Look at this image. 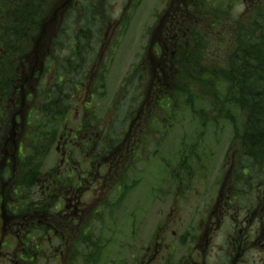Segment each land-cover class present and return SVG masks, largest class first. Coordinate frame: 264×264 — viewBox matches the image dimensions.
Listing matches in <instances>:
<instances>
[{
  "label": "trees",
  "instance_id": "obj_1",
  "mask_svg": "<svg viewBox=\"0 0 264 264\" xmlns=\"http://www.w3.org/2000/svg\"><path fill=\"white\" fill-rule=\"evenodd\" d=\"M77 1V9L64 17L69 0H0V119L7 118L5 112L14 95L31 86L29 76L38 74L43 55H48L44 61L48 80H41L44 96L35 112L40 120L27 174L21 176L27 191L34 189L60 124L71 110L73 95L81 93L78 77H84L89 56L107 23L104 5L110 3L108 0ZM192 5L201 10L215 9L216 24L222 28L217 50L209 53V40L197 25L203 14L196 15L187 45L177 53L175 71L166 73L174 94H166L157 102L164 115L153 117L146 142L149 146L153 143L150 133L165 135L168 131V137L173 129L180 128V149L173 158L181 160V167L190 168L201 165L210 142H220L221 147L228 133V149L234 152L237 166L250 169V176L241 184L251 183L259 169H264V0L241 15L222 8L220 0L217 7L211 0H194ZM208 57L211 62L205 64ZM136 79L143 81L144 77L136 75ZM83 137L91 139L88 150H99L105 142L104 136L91 132ZM156 145L153 156L161 146ZM177 168H172L175 179L180 178ZM135 185H124L123 193ZM101 240L92 237L91 248L81 254L79 264H100L104 252Z\"/></svg>",
  "mask_w": 264,
  "mask_h": 264
},
{
  "label": "flooded vegetation",
  "instance_id": "obj_2",
  "mask_svg": "<svg viewBox=\"0 0 264 264\" xmlns=\"http://www.w3.org/2000/svg\"><path fill=\"white\" fill-rule=\"evenodd\" d=\"M182 12L184 8L177 3L173 11H168L169 19H173L170 24H164L159 34L153 32L147 55L150 61L154 62L156 57L165 64L171 61L169 56L174 55L179 40ZM157 35L160 37L154 39ZM171 38L176 40L173 42ZM98 59L102 60L100 52ZM144 73L150 79L146 97L152 98L155 83L151 82V70ZM91 81L90 77L85 91L88 98L94 97ZM90 105V101L82 105L86 112L79 119V125L70 128L67 139L61 137L70 150L63 153L61 163L67 162L69 166H58L55 173H48L46 177L40 172L35 179L36 190L30 191L18 181L19 173L26 169L20 166L18 155L28 154L25 111L22 104L8 105L9 118L2 120L0 127L3 134L0 140V264H76L75 245L81 249L82 244H89L98 192L102 203L101 192L105 193L107 182L113 178L114 169L106 165L114 163L115 179H122L130 163V151L141 140L138 131H143L138 128L142 126V120H138L141 109L138 117L130 121L127 135L121 130L116 144L109 145L105 132L96 130V125L89 121L93 112ZM90 132L105 137L99 150L86 149L91 139L83 134ZM75 151L82 155L79 160L74 156ZM207 154L200 160V166L178 169L180 178L175 179L180 188L178 200L189 206L187 197L192 195L193 187L189 184L197 176L195 170L200 180L219 175V183L212 186L211 192L196 189L198 204H192L195 209L191 220L182 231L171 230L178 213V208L173 209L172 219L155 226L146 246L129 249L131 264H264V169H259L251 183L242 185V180L250 176V169L237 166L234 152L218 169L214 165V153L207 151ZM83 162L86 167L80 166ZM26 163L25 160L22 164ZM102 166L106 172H100ZM121 250L124 252L125 246Z\"/></svg>",
  "mask_w": 264,
  "mask_h": 264
},
{
  "label": "rangeland",
  "instance_id": "obj_3",
  "mask_svg": "<svg viewBox=\"0 0 264 264\" xmlns=\"http://www.w3.org/2000/svg\"><path fill=\"white\" fill-rule=\"evenodd\" d=\"M176 1L108 0L110 3L104 5L106 8L105 14L107 21L104 33L111 32H109L110 34H108L105 39L101 37L99 40L101 42L100 55L102 60L96 59L94 63L85 66L89 69L85 78L89 79L95 70V73L91 76V80L93 82V87L96 89V93L94 97L88 98L86 96L88 92H85V95L79 96L76 100L74 99L73 108L67 119L69 124L76 123L84 116L85 110L82 105L84 106V103L87 104L89 101L91 103L90 109L93 110L92 113L96 116H99L104 109H107L111 101L115 102L117 106L126 107L125 97L131 98L140 83L139 80L130 79L133 76L132 72L134 68L138 71L151 70V61L147 58V55L150 52L149 44L153 40L152 33L157 27L163 12L165 10L169 12L173 11L174 6L177 4ZM220 1L224 5L221 6L222 8H231L232 12L237 15L247 13L249 9H253L255 6V3H251V0ZM211 4L217 7V0H211ZM257 4L258 2H256V5ZM210 8L211 7L203 8L201 13L203 17L197 22V25L202 27L203 35H206L211 45L209 47V53L213 54L217 50L216 40L221 37L222 33H220V30H222V28L216 24V19L214 17L215 9ZM225 19L228 20L229 18L227 17ZM213 25H216V27H213ZM158 37L160 36L157 35L154 39ZM90 51L91 49H89V52ZM109 52L113 53L108 54ZM210 58L211 57L207 59L204 58L203 62H205V64L206 62L210 63ZM85 67H83V69ZM55 69L56 66L53 67V70ZM101 71L105 73L103 86H100V83L94 80L98 74H101ZM77 82L78 85L85 82L82 75L78 77ZM33 86L36 87V91L38 89L40 97L43 99L44 94L37 88L38 85ZM163 90L166 94H174L173 91H170L168 86ZM159 105L160 104L154 103L151 108L152 112L156 114V117L164 115L163 107L160 108ZM61 127L60 124V128ZM178 131L179 134H182L180 128L172 130L173 133L171 132L166 141L161 145V151L155 156V160L152 159L153 156L151 155V150H154L155 146L151 144V147L145 151L142 161L135 168V173L131 172L127 175L125 184L129 186L136 184V186L131 191H128L125 200L118 206L113 204L109 205L110 208L107 212V217L102 221V226L97 220L91 225L92 231L94 228L96 235L99 233L102 234V241L109 240L108 242H112L109 244V247H112V253L107 257L105 264H131V250L129 249L133 248V250H137L140 246H146L155 226L161 224L165 219H172L174 215L173 209L178 208V213L174 216L171 230L177 233L182 231L191 220L192 212L195 209L192 204H198L196 202V189L199 190V192H201L202 189L211 192L212 186L215 185V183H219V175L200 180V176L195 170L197 176L192 183L189 184V186H193L190 191L192 195H188L187 197L189 206L179 202V182L173 178L172 171H164L165 164L168 163L169 159H173V156H175L180 149ZM229 137L227 133L226 140L222 146L220 147V145L215 144L213 148L216 154V161H214L216 169L219 168L224 158ZM69 151L65 142L62 141L59 145V150L58 148H53L48 161L45 163L44 170H49L56 166H60L61 168L68 167L69 164L67 162H61L65 157L63 153H68ZM73 153L77 160L82 157L77 151ZM169 165L171 168H177L179 162L178 160H174V163ZM80 166L86 167L85 162L80 164ZM111 193H113V190H111L109 195L107 190L105 193L101 192L102 196H104L102 203L106 201L109 204L119 196L118 193L113 197ZM98 195V200L93 199V201L97 200L95 202V207H93L94 210L101 204L99 192ZM207 198L208 197H204V199ZM199 199H203V197L199 196ZM113 221H117V224L113 223ZM100 227L101 231H99ZM114 230L115 233L113 232ZM112 232L114 234H112ZM119 233H121V235ZM125 244L128 246L125 247L126 250L123 252L121 247Z\"/></svg>",
  "mask_w": 264,
  "mask_h": 264
}]
</instances>
